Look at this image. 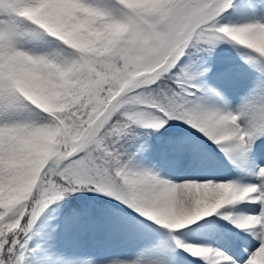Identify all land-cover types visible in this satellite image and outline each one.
<instances>
[{
    "label": "snow or ice",
    "instance_id": "1",
    "mask_svg": "<svg viewBox=\"0 0 264 264\" xmlns=\"http://www.w3.org/2000/svg\"><path fill=\"white\" fill-rule=\"evenodd\" d=\"M101 221L107 264H264V0H0V264Z\"/></svg>",
    "mask_w": 264,
    "mask_h": 264
},
{
    "label": "rangeland",
    "instance_id": "2",
    "mask_svg": "<svg viewBox=\"0 0 264 264\" xmlns=\"http://www.w3.org/2000/svg\"><path fill=\"white\" fill-rule=\"evenodd\" d=\"M220 65V59L215 62ZM210 80L215 81V70L210 73ZM238 87L242 84L238 77H233L231 81L226 83V87ZM177 130V129H174ZM223 159V158H222ZM223 171L231 173L234 171L231 165L223 160ZM175 170V169H171ZM78 200H73L69 197V202L63 204L61 221L63 216L69 214L77 202L87 201L96 207H105L106 201L109 199L106 196H99L97 193H77ZM56 249L63 256L68 254L66 264H82V261L91 260L94 264H107V261L112 259H125L131 255L133 248L131 242L123 235L110 230L104 223L98 222L94 226H76L68 231H64L61 227L57 231L55 237ZM67 246V251L65 248ZM78 258V259H77ZM78 260L75 262V260Z\"/></svg>",
    "mask_w": 264,
    "mask_h": 264
},
{
    "label": "bare ground",
    "instance_id": "3",
    "mask_svg": "<svg viewBox=\"0 0 264 264\" xmlns=\"http://www.w3.org/2000/svg\"><path fill=\"white\" fill-rule=\"evenodd\" d=\"M226 86V85H225ZM241 86H238V87H235V88H233V87H230V86H228V90L231 92V93H233V94H236V93H238L240 90H241ZM63 247L65 248V251H67V246L65 247L64 245H63ZM66 258L68 257V254H65L64 255ZM129 256H131V255H128V256H126V257H129ZM78 259V258H77ZM75 260V262H77L78 260Z\"/></svg>",
    "mask_w": 264,
    "mask_h": 264
}]
</instances>
